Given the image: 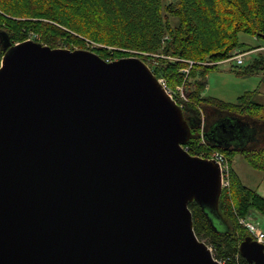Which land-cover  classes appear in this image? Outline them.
Returning a JSON list of instances; mask_svg holds the SVG:
<instances>
[{
    "label": "water",
    "instance_id": "water-1",
    "mask_svg": "<svg viewBox=\"0 0 264 264\" xmlns=\"http://www.w3.org/2000/svg\"><path fill=\"white\" fill-rule=\"evenodd\" d=\"M0 46V264H222L188 207L228 231L219 166L183 148L193 119L143 60ZM224 122L208 135L229 146ZM238 251L264 264L251 236Z\"/></svg>",
    "mask_w": 264,
    "mask_h": 264
},
{
    "label": "trees",
    "instance_id": "trees-1",
    "mask_svg": "<svg viewBox=\"0 0 264 264\" xmlns=\"http://www.w3.org/2000/svg\"><path fill=\"white\" fill-rule=\"evenodd\" d=\"M172 19L176 24L171 23ZM0 31L8 35L11 44L36 34L38 41L51 48L60 47L58 43L69 49L83 48L81 38H86L116 48L93 49L101 58L134 55L157 78L165 80L167 89L174 91L182 86L186 99L178 98L177 93L172 97L183 116L195 124L183 147L192 155L195 149L218 150L230 164L229 187L222 190L218 204L228 231L215 230L200 207L191 202L188 207L193 230L221 263L249 264L238 246L251 235L238 218L254 211L264 223V196L243 184L232 162L240 155L251 169L264 174V104L253 99L255 91H246L231 103L206 96L204 90L209 72L217 70L234 49L243 46L238 41L239 33L264 40V0H0ZM2 55L0 46V60ZM186 67L188 71H182ZM258 71H264L263 53L253 57L238 74ZM202 117L203 125H198ZM223 121L225 127L229 122L235 133L229 146L215 144L208 135L215 123ZM245 123L255 126L250 143H241L245 133L238 130Z\"/></svg>",
    "mask_w": 264,
    "mask_h": 264
},
{
    "label": "rangeland",
    "instance_id": "rangeland-1",
    "mask_svg": "<svg viewBox=\"0 0 264 264\" xmlns=\"http://www.w3.org/2000/svg\"><path fill=\"white\" fill-rule=\"evenodd\" d=\"M176 0H163V3L175 2ZM171 23L176 24V20L172 19ZM35 39L39 36L36 34H28L27 39ZM84 41L83 49H88L93 51L95 48H105L107 50H114L116 48L107 46L100 43H95L86 38H81ZM238 41L243 43L242 47L236 48L232 51V54L244 53L243 64L241 67L237 66L234 60H226L219 64L217 70L209 72L207 76V85L204 90V95L213 96L225 102H236L237 97L242 95L246 91H255L253 99L257 102L264 104V71H258L257 73H252L249 75H240L238 71H242L244 66L249 64L253 57L258 54H264V40L261 38H256L246 33L238 34ZM40 42V41H38ZM57 46L65 47L62 43H58ZM74 48H78L74 46ZM119 50H126L120 49ZM129 51V50H128ZM132 51V50H130ZM94 52V51H93ZM136 54V53H135ZM134 56V55H131ZM129 57V56H128ZM108 60V59H106ZM114 60V59H112ZM110 61V60H108ZM184 61L189 64L193 63L191 60L185 59ZM182 71L187 72L188 68L182 69ZM165 81V80H164ZM175 92V89H174ZM235 129H238L236 126ZM241 130L245 133V138L241 143H250L252 139V133H254L255 126L245 123L240 126ZM239 131V130H238ZM195 152L202 153L205 151H199L195 149ZM233 169L240 177L243 184L246 186L257 190L261 195L264 196V174L251 169L244 161L240 155H236L232 162ZM244 218L250 219L264 232V223L262 217L251 211ZM217 223V221H215ZM219 230H224L223 223L216 224Z\"/></svg>",
    "mask_w": 264,
    "mask_h": 264
},
{
    "label": "built area",
    "instance_id": "built-area-1",
    "mask_svg": "<svg viewBox=\"0 0 264 264\" xmlns=\"http://www.w3.org/2000/svg\"><path fill=\"white\" fill-rule=\"evenodd\" d=\"M243 56H244V53L233 54L227 60L232 59L235 61L236 65H242L243 64ZM158 80L163 85V87H165L167 93H169L171 96L174 95L175 93H177L178 98H182L183 100L186 99V97L184 96V93H183L182 86H177L175 88V92H174V91H171V90L166 88L165 81L163 78H159ZM201 143H204L203 140L201 141ZM183 148L185 150H187L186 147H183ZM194 155L202 157V158L213 159L219 166L221 189L223 190V189H227L229 187L230 164H229L227 157L223 153H221L215 149H209L205 152H202V153L198 152ZM238 223L247 229V231L250 233L251 237L254 240H256L257 242L262 243L264 245V232L255 223H253L250 219L243 218V217L238 218Z\"/></svg>",
    "mask_w": 264,
    "mask_h": 264
},
{
    "label": "crops",
    "instance_id": "crops-1",
    "mask_svg": "<svg viewBox=\"0 0 264 264\" xmlns=\"http://www.w3.org/2000/svg\"><path fill=\"white\" fill-rule=\"evenodd\" d=\"M232 168H233V165H232ZM234 170V169H233ZM235 171V170H234ZM237 174V173H236ZM238 175V174H237ZM240 178V177H239ZM241 180V179H240Z\"/></svg>",
    "mask_w": 264,
    "mask_h": 264
},
{
    "label": "flooded vegetation",
    "instance_id": "flooded-vegetation-1",
    "mask_svg": "<svg viewBox=\"0 0 264 264\" xmlns=\"http://www.w3.org/2000/svg\"><path fill=\"white\" fill-rule=\"evenodd\" d=\"M202 120H203V117H202Z\"/></svg>",
    "mask_w": 264,
    "mask_h": 264
}]
</instances>
